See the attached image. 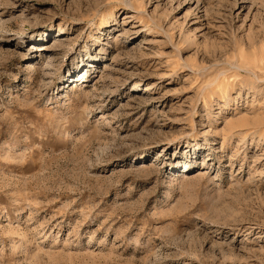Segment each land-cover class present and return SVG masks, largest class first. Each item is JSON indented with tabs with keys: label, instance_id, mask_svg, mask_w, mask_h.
Segmentation results:
<instances>
[{
	"label": "rangeland",
	"instance_id": "1",
	"mask_svg": "<svg viewBox=\"0 0 264 264\" xmlns=\"http://www.w3.org/2000/svg\"><path fill=\"white\" fill-rule=\"evenodd\" d=\"M0 264H264V0H0Z\"/></svg>",
	"mask_w": 264,
	"mask_h": 264
},
{
	"label": "bare ground",
	"instance_id": "2",
	"mask_svg": "<svg viewBox=\"0 0 264 264\" xmlns=\"http://www.w3.org/2000/svg\"><path fill=\"white\" fill-rule=\"evenodd\" d=\"M60 32H62V34H63V33H64V32H63V29H61ZM78 75H79V74H78ZM81 80H82V77L80 78V81H81Z\"/></svg>",
	"mask_w": 264,
	"mask_h": 264
}]
</instances>
